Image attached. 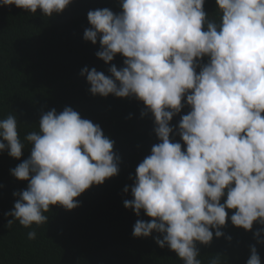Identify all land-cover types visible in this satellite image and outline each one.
<instances>
[{
    "label": "clouds",
    "instance_id": "1",
    "mask_svg": "<svg viewBox=\"0 0 264 264\" xmlns=\"http://www.w3.org/2000/svg\"><path fill=\"white\" fill-rule=\"evenodd\" d=\"M71 3L0 0V6L32 15L39 10L47 18ZM215 3L219 22L209 18L205 0H119L118 14L90 10L83 34L93 45L99 40L96 56L111 65L110 75L81 70L90 93L135 98L144 105L141 117L150 113L154 120L159 143L138 164L132 199L123 202L137 217L143 212L149 218L137 219L133 237L157 233L155 243L182 264H202L197 245L224 235L229 212L238 229L264 226V0ZM117 55L123 57L119 69L112 63ZM185 107L190 110L178 127L170 126ZM24 141L30 157L11 175L27 188L13 193L14 208L5 215L11 217L8 229L17 222L29 229V240L47 224L52 207L72 211L84 192L119 174L114 141L71 107L43 113L38 131ZM24 149L17 116L0 119V152L20 160ZM262 232L254 237L264 244ZM221 256L208 264H222ZM246 264H261L255 246Z\"/></svg>",
    "mask_w": 264,
    "mask_h": 264
},
{
    "label": "trees",
    "instance_id": "2",
    "mask_svg": "<svg viewBox=\"0 0 264 264\" xmlns=\"http://www.w3.org/2000/svg\"><path fill=\"white\" fill-rule=\"evenodd\" d=\"M102 8L121 11L119 0H73L63 13L51 18L39 10L32 15L14 5L0 6V119L14 113L25 143L20 160L0 152V264H182L174 252L155 243L157 233L134 238L137 219L149 218L143 212L137 217L123 206L124 200L132 199L130 189L138 164L159 143L151 114L142 118L144 105L135 98L93 96L86 77L80 75L85 67L110 75L111 65L96 56L99 40L93 45L83 39L90 27L87 13ZM204 9L210 19L219 22L215 0H205ZM112 63L123 67V57L117 55ZM65 107L98 124L114 141L119 174L84 192L77 198L80 206L72 211L52 207L45 213L47 224L36 228V238L29 240V229L18 222L6 227L11 217L5 214L13 210L17 199L13 193L27 188V182L15 179L11 170L30 157L24 136L38 131L41 115L52 109L60 113ZM189 110L185 107L174 116L170 126L177 128ZM172 139L182 143L178 135ZM228 215L222 237L214 235L209 246L197 245L202 264L217 254L222 255V264H246L251 246L264 264V244L254 237L264 226L256 223L246 232L234 227L232 213ZM259 239L264 240V232Z\"/></svg>",
    "mask_w": 264,
    "mask_h": 264
},
{
    "label": "rangeland",
    "instance_id": "3",
    "mask_svg": "<svg viewBox=\"0 0 264 264\" xmlns=\"http://www.w3.org/2000/svg\"><path fill=\"white\" fill-rule=\"evenodd\" d=\"M182 116H183V115H182ZM182 116H181V117H182Z\"/></svg>",
    "mask_w": 264,
    "mask_h": 264
}]
</instances>
